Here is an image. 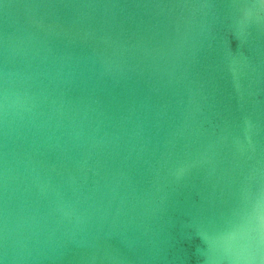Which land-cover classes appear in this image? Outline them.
I'll list each match as a JSON object with an SVG mask.
<instances>
[{
    "label": "water",
    "instance_id": "obj_1",
    "mask_svg": "<svg viewBox=\"0 0 264 264\" xmlns=\"http://www.w3.org/2000/svg\"><path fill=\"white\" fill-rule=\"evenodd\" d=\"M0 264H264V0H0Z\"/></svg>",
    "mask_w": 264,
    "mask_h": 264
}]
</instances>
